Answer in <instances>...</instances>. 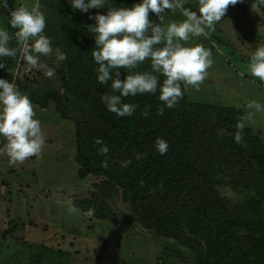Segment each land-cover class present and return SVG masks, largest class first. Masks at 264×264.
I'll list each match as a JSON object with an SVG mask.
<instances>
[{"label":"rangeland","instance_id":"obj_1","mask_svg":"<svg viewBox=\"0 0 264 264\" xmlns=\"http://www.w3.org/2000/svg\"><path fill=\"white\" fill-rule=\"evenodd\" d=\"M138 2L134 0V4ZM34 3L35 0H13L11 8L23 5L30 10ZM39 3L45 16L44 34L50 39L52 51L39 57V68H32L18 55L13 69H0V78L14 82L29 97L34 118L40 121L46 138L39 155L12 166L2 151L5 141L0 139V183L5 184L2 179L6 177L10 185L7 196L0 197L6 206L1 216L13 226V237L20 239L18 245L12 243L11 236L1 242L4 256L11 258L6 264H194V252L174 239L143 229L128 205L121 201V191L119 200L109 203L110 215L105 221L96 220L95 211L85 214L73 206L75 200L88 198L93 185L100 184L101 179L78 180L74 127L61 112L71 117L86 112L74 94L77 75L74 57L79 47L76 48V43L84 33L81 42L90 43L94 34L87 29L93 23L88 15L104 13L106 8L81 13L73 10L66 0H39ZM197 4L198 0H183V7L193 11L197 10ZM107 6L126 7L128 2L109 0ZM182 11V8L166 10L163 20L157 18V23L161 27L178 23L184 19ZM2 14L0 7V28L6 29L7 19ZM182 43L209 48L213 60L198 91L183 84L186 104L240 108L245 127L264 142V111L248 107L253 101L264 105V85L247 71L250 53L264 46V4L259 0H241L229 5L214 30L205 29L201 36ZM60 53L66 56L65 60L58 59ZM47 68H53L55 75L46 76ZM123 70L126 74L146 71L149 62L146 59L135 69ZM237 189L216 185L221 198L240 202L244 192Z\"/></svg>","mask_w":264,"mask_h":264},{"label":"trees","instance_id":"obj_2","mask_svg":"<svg viewBox=\"0 0 264 264\" xmlns=\"http://www.w3.org/2000/svg\"><path fill=\"white\" fill-rule=\"evenodd\" d=\"M12 2L8 0L9 9ZM127 2L126 7L134 4V0ZM2 11L11 35L15 30L8 26V9L2 7ZM149 18L157 23L155 14L150 12ZM84 35L76 43L74 94L86 112L80 117L64 111L61 115L73 123L78 180L97 177L101 182L73 206L85 214L95 211V219L105 221L109 203H116L121 191V201L140 226L194 252V264H264V142L244 127L242 143H234L231 133L238 122L243 123L242 110L187 105L182 84V99L162 115L157 113L161 104L157 94L145 93L124 98L138 107L132 116L117 117L100 99L110 92L111 82H97L98 65L91 55L94 39L89 44L81 42ZM9 46L14 47V41ZM18 55L2 58L1 70L13 69ZM118 71L123 79L125 71ZM146 106L149 114L143 116ZM218 129H224V134L217 135ZM96 138L109 149L107 168L101 166L105 157L98 155ZM157 138L168 143L164 155L155 150ZM136 154L143 158L135 159ZM126 159L131 163L121 167ZM217 184L242 190L243 199L221 198Z\"/></svg>","mask_w":264,"mask_h":264},{"label":"clouds","instance_id":"obj_3","mask_svg":"<svg viewBox=\"0 0 264 264\" xmlns=\"http://www.w3.org/2000/svg\"><path fill=\"white\" fill-rule=\"evenodd\" d=\"M73 10L87 13L90 9L106 8L104 13H89L93 23L87 25L88 32L94 34L92 59L98 67L94 70L99 84H109L110 92L100 99L106 109L117 117L132 116L138 105L126 103L124 98L136 95L157 94L161 102L158 114L165 108H174L183 97L181 85H189L199 90L200 84L211 67L212 52L201 44L185 46L190 38L199 37L205 29H213L220 21L229 5H236L241 0H198L197 10L183 7V0H139L131 7H109V0H66ZM264 4V0H259ZM0 7L8 9V26L15 31L10 33L0 28V69H4V57H16L19 54L32 68L41 67L40 56L52 51L50 39L44 34L45 16L40 11L39 0L29 10L26 6L8 8V0H0ZM182 8L180 22H170L166 27L153 23L149 13L163 20L166 10ZM15 43L10 47V42ZM157 45H162L157 47ZM59 60L66 56L58 54ZM149 70L130 72L120 79L118 69L132 70L145 60ZM247 71L259 83L264 85V46L256 47L249 55ZM45 75H55L53 68H47ZM161 77L163 78L161 80ZM249 108L264 111V105L251 102ZM146 106L141 115L148 116ZM32 103L27 95L20 92L14 82L0 78V139L5 141L2 151L7 156L9 166L22 164L26 159L39 155L46 143L41 123L34 118ZM245 125L238 122L231 133L236 144L242 143ZM224 129H218L217 135H223ZM98 155L104 156L101 166L108 167L109 149L100 138L94 140ZM155 150L164 155L168 143L162 138L155 141ZM143 158L136 154L135 159ZM131 159L120 162L126 167Z\"/></svg>","mask_w":264,"mask_h":264},{"label":"crops","instance_id":"obj_4","mask_svg":"<svg viewBox=\"0 0 264 264\" xmlns=\"http://www.w3.org/2000/svg\"><path fill=\"white\" fill-rule=\"evenodd\" d=\"M5 178L6 177H4V180L2 179V181L5 182V184H2L3 182L0 183V197H2V198H5L7 196V193H8V190H9V186H10L9 183H6L7 181L5 180ZM4 206H5L4 201L3 202L0 201V263H2V264L10 263L11 258H7L6 256H4V253H3L4 250L2 249L3 244L1 242H4V240L6 239V236H8V237L11 236L10 238L14 240V242H12V243L15 244V245H18L17 242L20 241V239H18L17 237L15 239L13 237V235H12L13 234V232H12L13 231V229H12L13 226L8 222V220H6L5 218H3L1 216L2 215V212H4ZM28 218H29V216H28ZM29 224L32 225L33 224V221L30 220L29 221ZM24 241L25 240L23 239V242ZM25 243H27V242H25ZM15 261H16L15 263H19V260L15 259Z\"/></svg>","mask_w":264,"mask_h":264}]
</instances>
